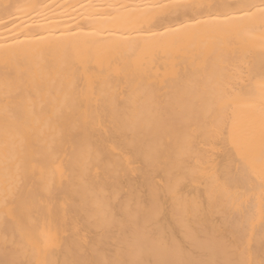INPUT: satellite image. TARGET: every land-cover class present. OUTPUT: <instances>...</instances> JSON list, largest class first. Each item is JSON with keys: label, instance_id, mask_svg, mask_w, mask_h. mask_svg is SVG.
Wrapping results in <instances>:
<instances>
[{"label": "bare ground", "instance_id": "obj_1", "mask_svg": "<svg viewBox=\"0 0 264 264\" xmlns=\"http://www.w3.org/2000/svg\"><path fill=\"white\" fill-rule=\"evenodd\" d=\"M262 82L264 0H0V264H264Z\"/></svg>", "mask_w": 264, "mask_h": 264}, {"label": "snow or ice", "instance_id": "obj_2", "mask_svg": "<svg viewBox=\"0 0 264 264\" xmlns=\"http://www.w3.org/2000/svg\"><path fill=\"white\" fill-rule=\"evenodd\" d=\"M166 7H174L177 9L180 8H188V7H194L193 5H187V4H181V3H175ZM261 89H262V95H261V103L264 104V82H262L261 84ZM249 93L247 92V90H241V94L238 97L235 98H230L226 103L228 106H232L233 103L238 102L239 100L242 99H247L248 98Z\"/></svg>", "mask_w": 264, "mask_h": 264}]
</instances>
